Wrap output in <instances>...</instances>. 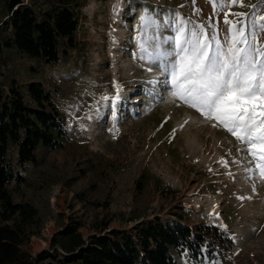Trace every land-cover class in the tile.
Here are the masks:
<instances>
[{
  "label": "rangeland",
  "instance_id": "rangeland-1",
  "mask_svg": "<svg viewBox=\"0 0 264 264\" xmlns=\"http://www.w3.org/2000/svg\"><path fill=\"white\" fill-rule=\"evenodd\" d=\"M32 1L46 3L23 0ZM76 1L77 47L58 64L15 50L0 55L3 89L12 80L24 94L28 83L42 85L66 132L61 148L39 149L36 163L15 166L23 181L9 186L11 197L38 213L35 234L22 251L34 257L49 250L52 236L71 220L81 223L79 232L87 238L100 224H108L106 231L131 232L140 221L158 219L194 232L216 226L225 234L224 246L206 236L216 248L213 260L176 257L178 264H264L258 160L218 121L174 97L170 76L140 50L142 36L170 48L180 19L186 32L203 25L209 39L214 32L223 44L230 35L225 18L245 21L251 31L253 19L264 16V0L223 8V0ZM257 39L264 45V32Z\"/></svg>",
  "mask_w": 264,
  "mask_h": 264
},
{
  "label": "trees",
  "instance_id": "trees-1",
  "mask_svg": "<svg viewBox=\"0 0 264 264\" xmlns=\"http://www.w3.org/2000/svg\"><path fill=\"white\" fill-rule=\"evenodd\" d=\"M0 2V55L2 50H15L44 64H58L76 49V0H46L44 6L34 1ZM3 86L0 82V264H178L176 257L196 263L215 258L216 248L206 236L224 246L221 229L203 226L194 232L158 219L140 221L131 232L106 231L108 224H100L98 233L87 238L79 232L81 223L71 220L52 236L49 250L34 257L23 252L22 246L35 234L38 213L11 197L9 186L23 181L15 166L36 163L39 149L61 148L66 132L52 94L42 85L28 83L25 94L15 80L6 91Z\"/></svg>",
  "mask_w": 264,
  "mask_h": 264
},
{
  "label": "snow or ice",
  "instance_id": "snow-or-ice-1",
  "mask_svg": "<svg viewBox=\"0 0 264 264\" xmlns=\"http://www.w3.org/2000/svg\"><path fill=\"white\" fill-rule=\"evenodd\" d=\"M210 2L216 4L217 0ZM237 2L223 0L219 6ZM257 20L261 22L258 31L264 32V16L253 19L251 31L247 22L226 17L230 35L222 44L214 32L209 39L203 25H194L186 32L185 21L180 19L174 28L176 35L168 38L170 48L149 44L142 36L140 50L170 76L174 97L207 119L218 121L246 145L264 177V45L257 39ZM141 21L149 22L147 13ZM151 22L159 27L155 20ZM150 47L152 51H148ZM256 145L260 146L258 156Z\"/></svg>",
  "mask_w": 264,
  "mask_h": 264
},
{
  "label": "built area",
  "instance_id": "built-area-1",
  "mask_svg": "<svg viewBox=\"0 0 264 264\" xmlns=\"http://www.w3.org/2000/svg\"><path fill=\"white\" fill-rule=\"evenodd\" d=\"M44 232L49 233V227H48V226H46V227L44 228Z\"/></svg>",
  "mask_w": 264,
  "mask_h": 264
}]
</instances>
